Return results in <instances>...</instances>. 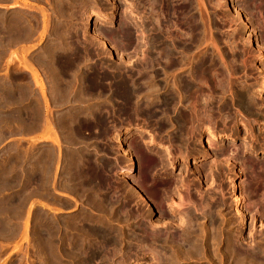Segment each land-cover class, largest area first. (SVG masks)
Listing matches in <instances>:
<instances>
[{
  "label": "rangeland",
  "instance_id": "obj_1",
  "mask_svg": "<svg viewBox=\"0 0 264 264\" xmlns=\"http://www.w3.org/2000/svg\"><path fill=\"white\" fill-rule=\"evenodd\" d=\"M64 1L0 0V264L66 254L91 221L122 226L130 230L126 242L134 241L131 250H108L92 264H116L117 254L124 257L117 264H156L158 248L138 244L140 226L173 227L187 210L195 214L191 223L206 224L218 240L206 258L183 255L179 264H237L235 244L259 249L255 264H264V0H192L191 8L187 0Z\"/></svg>",
  "mask_w": 264,
  "mask_h": 264
},
{
  "label": "bare ground",
  "instance_id": "obj_2",
  "mask_svg": "<svg viewBox=\"0 0 264 264\" xmlns=\"http://www.w3.org/2000/svg\"><path fill=\"white\" fill-rule=\"evenodd\" d=\"M66 1V0H65ZM64 1V2H65ZM254 2H257V1H254ZM88 3V2H87ZM87 3H85L86 5H87ZM91 3V2H90ZM89 3V4H90ZM93 3H95V2H93ZM153 3V2H152ZM167 3H168V5H171L172 4V2L169 0V1H167ZM198 3V2H197ZM248 3V2H247ZM246 3V4H247ZM252 3H253V1H252ZM74 4V3H73ZM99 3H97V5H98ZM187 6H188V8H191L192 7V5H193V1L192 0H187ZM62 5V4H61ZM85 5V6H86ZM95 5V4H94ZM245 5V4H244ZM254 5V4H253ZM92 6V5H91ZM77 8H78V6H77ZM93 8H94V6H93ZM133 8V7H132ZM136 8V7H135ZM199 8V7H198ZM75 9V8H74ZM242 9V8H241ZM80 10V9H79ZM115 10V9H114ZM150 10V9H149ZM199 10V9H198ZM132 11V10H131ZM255 11V10H254ZM63 12V11H62ZM79 13V12H78ZM81 13V12H80ZM89 13V12H88ZM148 13V12H147ZM109 14V13H108ZM110 14H111V12H110ZM114 14V13H113ZM191 14V13H190ZM86 15V14H85ZM191 16V15H190ZM199 16V15H198ZM85 17V16H84ZM86 17H87V15H86ZM104 17V16H103ZM109 17V16H108ZM111 18V17H110ZM117 18V17H116ZM198 18V17H197ZM199 18H201V16L199 17ZM87 19V18H86ZM103 19V18H102ZM107 19V18H106ZM158 19V18H157ZM150 20V19H149ZM164 20V19H163ZM188 20V19H187ZM197 20V19H196ZM68 21H69V19H68ZM101 21V20H100ZM104 21V20H103ZM106 21V20H105ZM104 21V22H105ZM160 21V20H159ZM154 22V21H153ZM187 22V21H186ZM196 22V21H195ZM142 23V22H141ZM169 23V22H168ZM60 24V23H59ZM165 24V23H164ZM24 25H25V23H24ZM139 25V24H138ZM95 26V25H94ZM97 26V25H96ZM100 26V25H99ZM167 26V25H166ZM173 26V25H172ZM46 27V26H45ZM60 27V26H59ZM92 27V26H91ZM4 28H6V27H4ZM14 28V27H13ZM22 28V27H21ZM95 28V27H94ZM141 28V27H140ZM167 28V27H166ZM97 29H98V27H97ZM144 29V28H143ZM156 29H157V27H156ZM174 29H175V27H174ZM5 30V29H4ZM137 30H139V29H137ZM170 30H172V29H170ZM197 31V30H196ZM34 32V31H33ZM95 32V31H94ZM142 32H143V30H142ZM117 33H119V32H117ZM116 33V34H117ZM131 33V32H130ZM133 33V32H132ZM132 33H131V35H132ZM137 33H139L140 34V32H137ZM167 33V32H166ZM169 33V32H168ZM190 33V32H189ZM198 33V32H197ZM11 34V33H10ZM96 34L100 37V38H102L103 39V34L100 32V31H97L96 32ZM75 35V34H74ZM81 35H82V33H81ZM96 35V36H97ZM173 35V34H172ZM85 36V35H84ZM97 36V37H98ZM111 36V35H110ZM137 36V35H136ZM68 37V36H67ZM98 37V38H99ZM134 38H135V36H133ZM138 38H139V36H137ZM105 38V37H104ZM173 38V37H172ZM175 38V37H174ZM82 39V38H81ZM106 39V38H105ZM144 39V38H143ZM6 37H5V35L3 36V41L6 43ZM14 40H15V38H14ZM33 40V39H32ZM107 41V40H106ZM145 41V40H144ZM171 41V40H170ZM19 42V41H18ZM30 42V41H29ZM101 43H102V41H100ZM119 42V41H118ZM140 42V41H139ZM14 43V42H13ZM142 43V42H141ZM146 43V42H145ZM103 44V43H102ZM143 44H144V42H143ZM142 44V45H143ZM147 44V43H146ZM158 44V43H157ZM5 45V44H4ZM105 45V44H104ZM110 45H111V43H110ZM171 45H172V43H171ZM109 46V45H108ZM12 47H14V46H12ZM104 47V46H103ZM112 47H114L113 45H112ZM112 47H110V48H112ZM5 48V47H4ZM140 48V47H139ZM162 49V48H161ZM7 50V49H6ZM10 50V49H9ZM84 51V50H83ZM135 52V51H134ZM169 52V51H168ZM11 53V52H10ZM16 53V52H15ZM133 53V52H132ZM220 53V52H219ZM131 54V53H130ZM8 55V54H7ZM13 55V54H12ZM127 55V54H126ZM167 55V54H166ZM179 55V54H178ZM221 55V54H220ZM131 56V55H130ZM169 56V55H168ZM205 56V55H204ZM72 57V56H71ZM132 57V56H131ZM186 57V56H185ZM220 57V56H219ZM17 58V57H16ZM136 58H138V57H136ZM141 58V57H140ZM216 58V57H215ZM220 58H222V57H220ZM10 59V58H9ZM133 59V58H132ZM149 59V58H148ZM223 59V58H222ZM14 60H16V59H14ZM19 60V59H18ZM218 60V59H217ZM234 60V59H233ZM220 61V60H219ZM12 62V61H11ZM136 62V61H135ZM197 62V61H196ZM212 62V61H211ZM137 63V65H138V62H136ZM142 63V62H141ZM8 64V63H7ZM188 64V63H187ZM186 64V65H187ZM225 64V63H224ZM230 64V63H229ZM12 65V64H11ZM52 65V64H51ZM135 65V64H134ZM219 65V64H218ZM217 65V66H218ZM222 65V64H221ZM19 66V65H18ZM146 66V65H145ZM162 66V65H161ZM224 66V65H223ZM185 67V66H184ZM202 67V66H201ZM212 67V66H211ZM215 67V66H214ZM229 67V66H228ZM3 68H5V67H3ZM7 68V67H6ZM26 68V67H25ZM148 68V67H147ZM166 68V67H165ZM181 68V67H180ZM54 69V68H53ZM139 69V68H138ZM164 69V68H163ZM214 69V68H213ZM222 69V68H221ZM135 70V69H134ZM5 71V70H4ZM11 71V70H10ZM50 71V70H49ZM48 71V72H49ZM7 72V71H6ZM12 72H13V70H12ZM193 72V71H192ZM217 72V71H216ZM3 73V72H2ZM191 73V72H190ZM189 73V74H190ZM18 74V73H17ZM52 74V73H51ZM189 74H187L188 76H189ZM223 74V73H222ZM138 75V74H137ZM151 75V74H150ZM226 75H228V74H226ZM231 75V74H230ZM6 76V75H5ZM32 76V75H31ZM37 76V75H36ZM215 76V75H214ZM127 77V76H126ZM174 77V76H173ZM192 77V76H191ZM194 77V76H193ZM200 77V76H199ZM198 77V78H199ZM221 77V76H220ZM222 77H223V75H222ZM149 78V77H148ZM152 78H153V76H152ZM172 78V77H171ZM201 78V77H200ZM213 78V77H212ZM228 78V77H227ZM9 79V78H8ZM43 79V78H42ZM61 79V78H60ZM76 79V78H75ZM154 79V78H153ZM205 79V78H204ZM165 80V79H164ZM176 80V79H175ZM179 80V79H178ZM189 80H190V77H189ZM194 80V79H193ZM201 80V79H200ZM203 80V79H202ZM34 81V80H33ZM45 81V80H44ZM57 81V80H56ZM139 81V80H138ZM137 81V82H138ZM166 81V80H165ZM196 81V80H195ZM10 82V81H9ZM25 82H27V81H25ZM29 82V81H28ZM31 82V81H30ZM35 82H37V81H35ZM73 82V81H72ZM106 82H107V80H106ZM146 82H150L149 80L148 81H146ZM171 82V81H170ZM169 82V83H170ZM174 82V81H173ZM197 82V81H196ZM11 83V82H10ZM39 83V82H38ZM83 83V82H82ZM195 83V82H194ZM198 83H199V81H198ZM204 84H205V82H203ZM51 84V83H50ZM176 84V83H175ZM180 84V83H179ZM201 84V83H200ZM203 84V85H204ZM33 85V84H32ZM36 85V84H35ZM40 85V84H39ZM47 85V84H46ZM49 85V84H48ZM134 85V84H133ZM166 85V84H165ZM169 85V84H168ZM9 86V85H8ZM223 86V85H222ZM38 87H41V86H38ZM49 87V86H48ZM71 87H72V85H71ZM156 87V86H155ZM172 87V86H171ZM206 87V86H205ZM36 88V87H35ZM34 88V89H35ZM135 88V87H134ZM164 88V87H163ZM169 88V87H168ZM173 88V87H172ZM193 88V87H192ZM195 88V87H194ZM221 88V87H220ZM48 89V88H47ZM170 89V88H169ZM188 89V88H187ZM195 89H197V88H195ZM243 89V88H242ZM28 90V89H27ZM50 90V89H49ZM138 90V89H137ZM173 90V89H172ZM57 91H59V90H57ZM154 91V90H153ZM193 91H194V89H193ZM20 92H22V90L20 91ZM24 92V91H23ZM50 92V91H49ZM63 92V91H62ZM61 92V93H62ZM68 92V91H67ZM143 92V91H142ZM148 92H151L150 90L148 91ZM192 92V91H191ZM8 93V92H7ZM18 93V92H17ZM28 93V92H27ZM40 93H42V92H40ZM141 93V92H140ZM146 93V92H145ZM158 93V92H157ZM178 93V92H177ZM195 93H196V91H195ZM195 93H194V97H195ZM226 93V92H225ZM229 93V92H228ZM49 94V93H48ZM71 94V93H70ZM83 94V93H82ZM147 94V93H146ZM224 94V93H223ZM250 94V93H249ZM18 95H20V94H18ZM23 95V94H22ZM28 95V94H27ZM58 95V94H57ZM76 95V94H75ZM135 95V94H134ZM174 95V94H173ZM176 95V94H175ZM198 95V94H197ZM38 96V95H37ZM155 96H157V95H155ZM179 96V95H178ZM223 96V95H222ZM5 97H7L6 95H5ZM23 97V96H22ZM28 97V96H27ZM40 97V96H39ZM104 97V96H103ZM136 97V96H135ZM154 97V96H153ZM186 97V96H185ZM228 97V96H227ZM37 98V97H36ZM41 98V97H40ZM43 98V97H42ZM58 98V97H57ZM63 98V97H62ZM79 98V97H78ZM143 98V97H142ZM179 98V97H178ZM209 98V97H208ZM207 98V99H208ZM210 98H212V97H210ZM209 98V99H210ZM249 98V97H248ZM247 98V99H248ZM27 99V98H26ZM102 99V98H101ZM107 99V98H106ZM144 99V98H143ZM148 99V98H147ZM151 99V98H150ZM175 99V98H174ZM183 99V98H182ZM197 99V98H196ZM205 99V98H204ZM206 99V100H207ZM245 99V98H244ZM251 99V98H250ZM249 99V100H250ZM19 100V99H18ZM37 99H35V101H36ZM69 100V99H68ZM80 100H82V99H80ZM145 100V99H144ZM189 100V99H188ZM195 100V99H194ZM213 100V99H212ZM211 100V101H212ZM218 100V99H217ZM256 100V99H255ZM8 101V100H7ZM37 101H39V100H37ZM49 101V100H48ZM53 101V100H52ZM119 101V100H118ZM147 101V100H146ZM156 101V100H155ZM175 101V100H174ZM178 101H179V99H178ZM252 101V100H251ZM11 102V101H10ZM73 102V101H72ZM151 102V101H150ZM185 102V101H184ZM191 102H192V100H191ZM194 102V101H193ZM198 102V101H197ZM202 102V101H201ZM208 102V101H207ZM35 103V102H34ZM46 103H48V102H46ZM57 103H59V102H57ZM148 103V102H147ZM153 103V102H152ZM18 104V103H17ZM39 104V103H38ZM53 104V103H52ZM51 104V105H52ZM75 104V103H74ZM79 104V103H78ZM97 104V103H96ZM173 104H175V103H173ZM190 104H192L191 106H192V108L194 107V104H196L195 102H194V104L193 103H189L188 105H190ZM203 104H204V101H203ZM202 104V105H203ZM205 104H208V103H205ZM5 105V104H4ZM7 105H9L8 103H7ZM34 105V104H33ZM46 105H49V104H46ZM112 105V104H111ZM249 105V104H248ZM50 106V105H49ZM62 106V105H61ZM83 106V105H82ZM98 106V105H97ZM147 106V105H146ZM149 106V105H148ZM191 106H190V110H191ZM200 106V105H199ZM250 106V105H249ZM115 107V106H114ZM142 107V106H141ZM183 108H184V106H182ZM198 107V106H197ZM203 107V106H202ZM201 106H200V108H202ZM205 107V106H204ZM210 107V106H209ZM234 107V106H233ZM21 108V107H20ZM139 108V107H138ZM155 108V107H154ZM208 108V107H207ZM218 108V107H217ZM217 108H216V110H217ZM49 109V108H48ZM135 109V108H134ZM82 110V109H81ZM112 110V109H111ZM131 110V109H130ZM139 110V109H138ZM137 110V111H138ZM154 110V109H153ZM177 110V109H176ZM187 110H188V108H187ZM199 110V109H198ZM219 110V109H218ZM37 111V110H36ZM68 111V110H67ZM91 111V110H90ZM102 111V110H101ZM107 111V110H106ZM135 111V110H134ZM164 111V110H163ZM192 111V110H191ZM194 111V110H193ZM196 111V110H195ZM207 111H208V109H207ZM210 111V110H209ZM208 111V112H209ZM131 112V111H130ZM199 112V111H198ZM205 112V111H204ZM208 112H207V114H208ZM216 112H218V111H216ZM225 112H227V111H225ZM49 113V112H48ZM47 113V114H48ZM106 114H107V112H105ZM135 113H137V112H135ZM193 114L194 113H196V112H192ZM202 113V112H201ZM206 113V112H205ZM40 114V113H39ZM38 114V115H39ZM51 114V113H50ZM63 114H64V112H63ZM88 114V113H87ZM105 114V115H106ZM114 114V113H113ZM189 114V113H188ZM198 114V113H197ZM199 114H200V112H199ZM206 114V115H207ZM211 114H212V112H211ZM211 114H208L209 116L211 115ZM216 114V113H215ZM228 114V113H227ZM46 115V114H45ZM108 115V114H107ZM135 115V114H134ZM196 115V114H195ZM194 115V116H195ZM202 115H203V113H202ZM205 115V116H206ZM208 115L206 116V117H208ZM33 116V115H32ZM48 116H50V115H48ZM116 116V115H115ZM119 116V115H118ZM197 116V115H196ZM200 116V115H199ZM204 116V115H203ZM205 116H204V118H205ZM216 116V115H215ZM222 116V115H221ZM227 116V115H226ZM225 116V117H226ZM261 116V115H260ZM43 117V116H42ZM93 117V116H92ZM107 117V116H106ZM189 117V116H188ZM198 117V116H197ZM201 117V116H200ZM232 117V116H231ZM68 118V117H67ZM119 118V117H118ZM117 118V119H118ZM212 118V117H211ZM210 118V120H212ZM215 118V117H214ZM218 118V117H217ZM224 118V117H223ZM229 118V117H228ZM35 119V118H34ZM63 119H64V117H63ZM198 119V118H197ZM208 119V118H207ZM12 120V119H11ZM39 120H41V119H38V121ZM69 120V119H68ZM144 120H145V118H144ZM144 120H142V121H144ZM203 120V119H202ZM215 120V119H214ZM52 121V120H51ZM121 121V120H120ZM190 121H191V119H190ZM226 121V120H225ZM14 122V121H13ZM41 122V121H40ZM123 122V121H122ZM208 122V121H207ZM206 122V123H207ZM213 122H215V121H212V123ZM114 123V122H113ZM112 123V124H113ZM124 123V122H123ZM196 123V122H195ZM198 123V122H197ZM199 123L201 124V121H199ZM202 123H204L203 121H202ZM205 123V124H206ZM209 123H211V121H209ZM211 123V124H212ZM38 124H41V123H37V125ZM45 124H46V122H45ZM44 123H43V127L44 126H47V124L45 125ZM70 124V123H69ZM118 124V123H117ZM170 124H172V123H170ZM35 125V124H34ZM107 125H108V123H107ZM114 125V124H113ZM116 125V124H115ZM192 125V123L190 124V126ZM213 125V124H212ZM211 125V126H212ZM237 125V124H236ZM39 126V125H38ZM109 126V125H108ZM194 126H196V125H194ZM198 126V125H197ZM203 126V125H202ZM41 127V126H40ZM42 127V128H43ZM113 127V126H112ZM123 127H125V126H123ZM127 127V126H126ZM129 127H131V126H129ZM173 127V126H172ZM33 128H35L34 126H33ZM37 128V127H36ZM111 128V127H110ZM191 128V127H190ZM38 129V128H37ZM36 129V130H37ZM54 129V128H53ZM115 129V128H114ZM131 129V128H130ZM185 129V128H184ZM187 129V128H186ZM111 130V129H110ZM121 130V129H120ZM128 130V129H127ZM188 130V129H187ZM201 130V129H200ZM208 130H211V129H208ZM34 131V130H33ZM39 131V130H38ZM135 131V130H134ZM197 131V130H196ZM49 132V131H48ZM72 132V131H71ZM122 132V131H121ZM185 132V131H184ZM188 132H189V130H188ZM211 132V131H210ZM37 133V132H36ZM45 133V132H44ZM53 133V132H52ZM51 133V134H52ZM55 133V132H54ZM118 133H119V130H116V134H115V141L121 146L122 145V139H121V141L118 139ZM192 133V132H191ZM195 133H197V132H195ZM35 134V133H34ZM114 134V133H113ZM122 134V133H121ZM55 135H56V133H55ZM65 135V134H64ZM187 135V134H186ZM49 136V135H48ZM51 136V135H50ZM66 136V135H65ZM70 136V135H69ZM151 136V135H150ZM180 136V135H179ZM182 136V135H181ZM71 137V136H70ZM187 137V136H186ZM190 137V136H189ZM234 137V136H233ZM53 138V139H52ZM51 139L52 140H54V137H52ZM64 138V137H63ZM182 138H183V136H182ZM199 138V137H198ZM34 139V138H33ZM47 139H48V137H47ZM46 139V140H47ZM113 139H114V137H113ZM187 139V138H186ZM37 140V139H36ZM40 140V139H39ZM63 140H65V139H63ZM68 140V139H67ZM146 140V139H145ZM179 140H180V138H179ZM35 141V140H34ZM51 141V140H50ZM54 141H56V140H54ZM64 142V141H63ZM66 142V141H65ZM199 142V141H198ZM228 142H230L231 143V141H228ZM55 143V142H54ZM85 143V142H84ZM39 144V143H38ZM38 144H35V145H38ZM65 144V143H64ZM81 144V143H80ZM126 144V143H125ZM185 144V143H184ZM45 145V144H44ZM72 145H73V142H72ZM187 146V145H186ZM35 147V146H34ZM39 147V146H38ZM38 147H36V149L38 148ZM85 147V146H84ZM123 147H124V145H123ZM181 147V146H180ZM179 147V148H180ZM77 148V147H76ZM171 148V147H170ZM183 148V147H182ZM186 148V147H185ZM122 149V147L120 148V150ZM129 149L130 148H123V150L121 151L122 152V154L127 158V159H125L126 161H128V169H130L131 167H132V154L130 153V151H129ZM132 149V148H131ZM178 149V148H177ZM196 149V148H195ZM43 150V149H42ZM45 150V149H44ZM65 150V149H64ZM169 150H171V149H169L167 146H165V151L166 152H168L169 153ZM188 150V149H187ZM179 151H181V149L179 150ZM36 153V152H35ZM42 153V152H41ZM40 153V154H41ZM168 153H165V155L166 154H168ZM172 154V153H171ZM171 154H170V157H171ZM38 155V154H37ZM36 155V156H37ZM134 155V154H133ZM173 155V154H172ZM35 156V157H36ZM45 156H47V155H45ZM39 157H40V155H39ZM65 157V156H64ZM42 159H43V157H41ZM167 158V157H166ZM169 158V157H168ZM37 159H38V157H37ZM36 159V160H37ZM41 159V160H42ZM47 159V158H46ZM36 160L34 161L35 162V164H36ZM40 160V161H41ZM43 160H45V159H43ZM70 160V159H69ZM115 161H117V160H115ZM185 161V160H184ZM217 161V160H216ZM33 162V163H34ZM39 162V161H38ZM71 162V161H70ZM43 163H45V162H43ZM119 163V162H118ZM30 164V163H29ZM81 164V163H80ZM37 165H39V164H37ZM75 165V164H74ZM163 165V164H162ZM35 167H38V166H36V165H34ZM126 167V166H125ZM135 167V166H134ZM30 168V167H29ZM34 168V167H33ZM47 168V167H46ZM63 168V167H62ZM61 168V169H62ZM34 169H36V168H34ZM39 170V169H38ZM38 170H36V171H38ZM67 170V169H66ZM35 171V170H34ZM40 171V170H39ZM122 171V170H121ZM122 173V172H121ZM128 173V172H127ZM36 174V173H35ZM57 174V173H56ZM129 174V173H128ZM120 176H122V175H120ZM40 177H41V174H40ZM65 178V177H64ZM124 178V177H123ZM41 179V178H40ZM39 179V180H40ZM46 179V178H45ZM260 179V178H259ZM56 180H57V178H56ZM134 182V181H133ZM185 182V181H184ZM134 183H136V180H135V182ZM35 184V183H34ZM40 184V183H39ZM38 184V185H39ZM186 184V183H185ZM184 184V185H185ZM64 185V184H63ZM131 184H129V186H130ZM36 186V185H35ZM53 186V185H52ZM60 186V185H59ZM108 186V185H107ZM37 187H39V186H37ZM36 187V190H38V188ZM131 187V186H130ZM134 187V186H133ZM140 187V186H139ZM174 187V186H173ZM177 187V186H176ZM34 188V187H33ZM43 188H45V187H43ZM128 188V187H127ZM35 189V188H34ZM133 189H135V188H133ZM199 189V188H198ZM33 190V189H32ZM107 190V189H106ZM128 190V189H127ZM126 190V191H127ZM141 190V189H140ZM47 191V190H46ZM133 191V190H132ZM138 191V190H137ZM137 191H135V192H137ZM142 191V190H141ZM201 191V190H200ZM36 191H34V193H35ZM40 192H43V191H40ZM102 192V191H101ZM100 192V193H101ZM105 192V191H104ZM128 192H130V191H128ZM144 191H142V193H143ZM233 192V191H232ZM264 192V191H263ZM34 193H33V196H34ZM116 193V192H115ZM145 193V192H144ZM143 193V194H144ZM189 193V192H188ZM36 194H38L37 192H36ZM44 194V193H43ZM128 194H130V193H128ZM139 194V196H140V193H138ZM137 194V195H138ZM41 195V194H40ZM47 195V194H46ZM51 195V194H50ZM118 195V194H117ZM197 195V194H196ZM235 195V194H234ZM39 196V194L37 195V197ZM108 196V195H107ZM136 196V195H135ZM200 196V195H199ZM201 196H202V194H201ZM210 196V195H209ZM138 197V196H137ZM141 197V196H140ZM147 197V196H146ZM198 197V196H197ZM208 197V196H207ZM239 197V196H238ZM241 197V196H240ZM34 198V197H33ZM36 198V197H35ZM136 198V197H135ZM181 198V197H180ZM192 198V197H191ZM200 198V197H199ZM139 199V198H138ZM234 199V198H233ZM236 199H237V197H236ZM102 200V199H101ZM115 200V199H114ZM141 201L143 200V199H140ZM182 200V199H181ZM201 200V199H200ZM241 200V199H240ZM239 200V201H240ZM33 201H35V200H33ZM32 201V202H33ZM48 201H50V200H48ZM97 201V200H96ZM99 201V200H98ZM119 201V200H118ZM139 201V200H138ZM145 201V200H144ZM190 201V200H189ZM205 201V200H204ZM238 201V202H239ZM246 201V200H245ZM44 202V201H43ZM51 202V201H50ZM147 202V201H146ZM145 202V203H146ZM150 202V201H149ZM186 202V201H185ZM197 202V201H196ZM35 203V202H34ZM98 203V202H97ZM188 203V202H187ZM192 203H194V202H192ZM191 203V204H192ZM199 203V202H198ZM37 204V203H36ZM40 204V203H39ZM100 204V203H99ZM103 204V203H102ZM207 204H208V202H205V204L203 205V207H206L207 206ZM216 204V203H215ZM242 204V203H241ZM244 204V203H243ZM179 205V204H178ZM181 205V204H180ZM194 205V204H193ZM240 205V204H239ZM37 206H38V204H37ZM43 206V205H42ZM47 206V205H46ZM49 206V205H48ZM100 206V205H99ZM98 206V207H99ZM241 206V205H240ZM200 207V206H199ZM208 207H210V206H208ZM259 207V206H258ZM100 208V207H99ZM174 208V207H173ZM198 208V207H197ZM109 209V208H108ZM110 209H112V207L110 208ZM156 209V208H155ZM183 209V208H182ZM188 209V208H187ZM192 209H193V207H192ZM205 209V208H204ZM203 209V210H204ZM241 209V208H240ZM243 209V208H242ZM117 210V209H116ZM119 210V209H118ZM244 210H245V208H244ZM45 211V210H44ZM113 211V210H112ZM124 211V210H123ZM188 211V210H187ZM186 211V213H187V216L190 218V220H189V218L187 217V216H184V217H187V219H185V221L186 220H188V221H186V223H183V219H181V220H183L182 222L181 221H179L180 223H176V225H174L173 227H172V224L170 225L171 226V228L169 227V225H167V224H164L163 222L160 224V223H158V224H156V223H154L152 220V222L150 221V220H147L148 222H146V224H144L143 226H140L139 224V226L141 227V229L138 231V232H140L139 234H141V238H142V241H140V243L138 242V244H140L141 246H142V244L143 245H145V246H147L150 250L149 251H151V250H155V248H158V250H157V253L159 254V256H158V258L156 259L157 260V262H156V264H179L180 263V260L179 259H182V256L184 255L185 257H187V258H189V257H191V259H193L192 257L195 255V257H196V254L197 255H200L199 257H201V258H206V256H207V252H208V249H209V247L211 246V244H213V242H214V240H218V239H214V237L212 236V234L210 235V228H207V226H205V225H201L202 227H196L197 225H194L193 223H191V219L193 220V218L192 217H194L195 218V216H192V212H187ZM194 211V213H196L195 211V209L193 210ZM236 211V210H235ZM107 212V211H106ZM104 210L102 211V212H100V214H103V213H106ZM114 212V211H113ZM113 212H110V214H114ZM117 212V211H116ZM121 212V211H120ZM173 212V211H172ZM239 212V211H238ZM238 212H236V213H238ZM246 212V211H245ZM203 213V212H202ZM235 213V214H236ZM241 213H243V212H240V214ZM263 213V212H262ZM45 214V213H44ZM108 214V213H107ZM125 215H126V213H124ZM206 214V218L208 219L209 218V220L211 221V223H212V221H214V219H213V217L211 216V215H208L207 213H205ZM244 214V213H243ZM140 215V214H139ZM193 215H195V214H193ZM197 215H198V213H197ZM196 215V216H197ZM109 216V215H108ZM122 216V215H121ZM147 216V215H146ZM160 216H161V214H160ZM241 216H243V215H241ZM240 216V217H241ZM126 217H127V215H126ZM138 217V216H137ZM147 217H149V215L147 216ZM204 217V218H205ZM53 218V217H52ZM109 218V217H108ZM132 218V217H131ZM145 218V217H144ZM161 218V217H160ZM36 219H37V217H36ZM100 219V218H99ZM135 219H137V218H135ZM146 219V218H145ZM241 219V218H240ZM242 219H244L243 217H242ZM264 219V218H263ZM45 220V219H44ZM52 220V219H51ZM117 220V219H116ZM124 220H126V219H124ZM133 220V219H132ZM161 220V219H160ZM195 220V219H194ZM218 220V219H217ZM40 221V220H39ZM128 221V220H127ZM126 221V222H127ZM184 221V222H185ZM24 222V221H23ZM41 222V221H40ZM64 222V221H63ZM121 222V221H120ZM161 222V221H160ZM168 222V221H167ZM166 222V223H167ZM174 222V221H173ZM243 222V221H242ZM241 222V223H242ZM254 222V221H253ZM54 223V222H53ZM89 223V222H88ZM92 223V224H91ZM96 222H90V225L89 226H87V228L85 229V230H83L84 231V233H87V235H85V236H83V235H81V236H83V237H81V236H79V237H76V238H74V239H72V241L71 242H67V241H63L64 243L65 242H67L68 243V245H67V251H66V254H62L61 252H59L57 255H54L53 256V258L52 259H50V261L48 260V261H46L45 262V260H41L42 262H45V263H49V264H92V262H93V260L94 259H96L97 260V258H99V257H104L103 255L105 254V252H108V250H112L111 251V253L112 252H114V253H117V252H121L122 253V249L124 248V247H127V249H130L131 248V245H132V243L134 242H129V240H128V242H126V240H125V237H127V233L130 231H128V230H124V228H121L122 226H121V224H120V226L121 227H119V228H114V227H111V225L109 226V227H106V226H101L100 224L99 225H96L95 224ZM119 223V222H118ZM117 223V224H118ZM134 223V222H133ZM210 223V222H209ZM210 223V225H212ZM235 223V222H234ZM123 224V223H122ZM201 224H203V223H201ZM226 224V223H225ZM243 224V223H242ZM247 224V223H246ZM221 225V224H220ZM117 226V225H116ZM130 226V225H129ZM135 226V225H134ZM133 225H131L130 226V228L131 227H134ZM138 226V227H139ZM217 226V225H216ZM243 226V225H242ZM137 227V226H136ZM81 228H83V223H77V225L75 226V231L77 232V233H79V231L81 230ZM129 227H128V229H130ZM214 228V227H213ZM60 228H58V230H59ZM64 229V228H63ZM132 229V228H131ZM221 229V228H220ZM220 229H218V230H220ZM50 229H48V231H49ZM212 230H214V229H212ZM211 230V231H212ZM217 230V229H216ZM233 230V229H232ZM37 231H38V229H37ZM57 231V230H56ZM66 231H68V230H66ZM126 231H128L127 233H126ZM134 231V230H133ZM199 231V232H198ZM226 231V230H225ZM198 232V233H197ZM216 232V231H215ZM218 232V231H217ZM221 231H219V233H220ZM227 232V231H226ZM232 232V231H231ZM250 232V231H249ZM22 233H23V231H22ZM46 233V232H45ZM135 233H136V231H135ZM135 233L134 232H131V240H133L134 238H135ZM241 233V232H240ZM32 234V233H31ZM34 234V233H33ZM238 234V233H237ZM68 235H71L70 233L68 234ZM73 235V234H72ZM128 235H129V233H128ZM218 235V234H217ZM217 235H216V237H217ZM220 235H221V233H220ZM49 236H50V234H49ZM56 237V236H55ZM74 237V236H73ZM134 237V238H133ZM138 237H139V235H138ZM215 237V238H216ZM228 237V236H227ZM232 237V236H231ZM26 238V237H25ZM68 238V237H67ZM222 238V237H221ZM229 238V237H228ZM227 238V239H228ZM66 239V238H65ZM127 239V238H126ZM129 239V238H128ZM138 239V238H137ZM61 240V239H60ZM141 240V239H140ZM38 241V240H37ZM36 241V239L34 240V242L36 243L37 242ZM52 241V240H51ZM34 242H33V244H34ZM42 241L40 240V243H41ZM58 242V241H57ZM137 242V241H136ZM216 243V242H215ZM218 244L217 245H219L220 244V241H218L217 242ZM236 243H238L237 241H236ZM37 245H38V243H36ZM48 244V243H47ZM134 244V243H133ZM137 244V243H136ZM36 245V246H37ZM49 245V244H48ZM48 245L46 246L47 248V251H49L48 250V248H50V250H51V247L49 246L48 247ZM226 245H229V244H227L226 243ZM236 245V244H235ZM234 245V247H233V249L231 250L232 252H231V257L230 258H232V259H236L237 260V264H239V263H241V264H249V263H253V264H255V260H256V258H257V256H259V254H260V252L257 250V251H255V250H248L247 251V249H245L244 248V250L243 249H241V250H239V248L238 247H236ZM241 245V244H240ZM247 245V244H246ZM35 246V247H36ZM135 246H137V245H135ZM231 246V245H230ZM38 247V246H37ZM61 247V246H60ZM140 247V246H139ZM254 247H255V245H254ZM141 248V247H140ZM140 248H138V250L140 249ZM227 248H229V247H227ZM232 248V247H231ZM248 248V247H247ZM250 248V247H249ZM261 248V247H260ZM38 249V248H37ZM125 249V248H124ZM127 249H125V250H127ZM134 249V248H133ZM217 249V248H216ZM39 250V249H38ZM38 250H36V251H38ZM42 250V249H41ZM41 250H39V251H41ZM45 250V249H44ZM124 250V251H125ZM131 250V249H130ZM142 250V249H141ZM141 250H140V252H141ZM36 251H35V253H36ZM46 251V250H45ZM54 251H56L55 249H53V252ZM58 251V250H57ZM123 251V252H124ZM133 251H135V250H133ZM263 251V250H262ZM34 252V251H33ZM50 252H52V251H50ZM52 252V253H53ZM129 252V251H128ZM264 252V251H263ZM262 252V253H263ZM40 253L41 252H39V254L38 253H36V255L38 254V255H40ZM42 253H43V250H42ZM52 253H51V256H52ZM130 253H132V251L130 252ZM135 253H137V251L135 252ZM152 253H154V252H152ZM209 253V252H208ZM213 253V252H212ZM211 253V254H212ZM219 253V252H218ZM261 253V254H262ZM45 254H47V253H45ZM125 255H126V253H124ZM129 254V253H128ZM133 254V253H132ZM140 254V253H139ZM157 254V255H158ZM113 255V254H112ZM116 255V254H115ZM117 255H119L120 257H121V254H117ZM124 255V256H125ZM153 255H155V254H152V256ZM193 255V256H192ZM209 255V254H208ZM264 255V253L262 254V256ZM40 256H44V255H40ZM180 256H181V258H180ZM183 256V257H184ZM211 256V255H210ZM215 256V255H214ZM261 256V255H260ZM120 257H117V258H119V259H121ZM126 257V256H125ZM128 257V256H127ZM141 257V256H140ZM156 257V256H155ZM154 257V258H155ZM184 257V258H185ZM37 258H38V260H37V263L36 264H43L42 262L41 263H39L38 261H40L39 260V257L37 256ZM41 258V257H40ZM105 258V257H104ZM107 258H108V256H107ZM107 258H105V259H107ZM113 258H114V256H113ZM124 258V257H123ZM123 258L121 259V261L123 260ZM153 258V257H152ZM201 258H199L200 259V261H201ZM223 258V257H222ZM221 258V259H222ZM264 258V257H263ZM43 259V258H42ZM46 259V258H45ZM119 259H117L118 261H119ZM127 259V258H126ZM149 259V258H148ZM151 259V258H150ZM208 259V258H207ZM217 259V258H216ZM47 260V259H46ZM96 260H94V261H96ZM111 260H112V258H111ZM125 260V259H124ZM154 260V259H153ZM152 260V261H153ZM155 260V261H156ZM185 260V259H184ZM184 260H181V261H184ZM194 260V259H193ZM196 260H198V259H196ZM195 260V261H196ZM219 260V259H218ZM228 260V259H227ZM102 261V260H101ZM106 261V260H105ZM108 261H109V259H108ZM117 261V262H118ZM151 261V260H150ZM149 261V262H150ZM190 261V260H189ZM199 261V260H198ZM197 261V262H198ZM203 261V260H202ZM207 261V260H206ZM32 262V261H31ZM36 261L34 260V263H35ZM96 262H98V261H96ZM100 262V261H99ZM98 262V263H99ZM107 262V261H106ZM117 262H116V264H117ZM123 262V261H122ZM121 262V263H122ZM209 262H210V260H209ZM264 262V261H263ZM33 263V264H34ZM44 263V264H45ZM111 262H109V263H107V264H110ZM120 263V262H119ZM118 263V264H119ZM154 263V262H153ZM184 263V262H183ZM216 263V262H215ZM233 263H234V261H233ZM258 263V262H257ZM262 263V262H261ZM94 264V263H93ZM102 264H105L103 261H102ZM111 264H114V262L112 261V263ZM155 264V263H154ZM185 264V263H184ZM199 264V263H198ZM260 264V263H259ZM263 264V263H262Z\"/></svg>",
  "mask_w": 264,
  "mask_h": 264
}]
</instances>
